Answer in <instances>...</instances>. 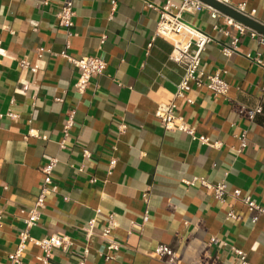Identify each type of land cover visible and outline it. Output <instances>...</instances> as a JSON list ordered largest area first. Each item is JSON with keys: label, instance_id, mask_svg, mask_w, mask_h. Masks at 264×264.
<instances>
[{"label": "crops", "instance_id": "0c3cea01", "mask_svg": "<svg viewBox=\"0 0 264 264\" xmlns=\"http://www.w3.org/2000/svg\"><path fill=\"white\" fill-rule=\"evenodd\" d=\"M64 1L0 0V264L17 246L52 157L59 159L56 192L47 196L31 234L67 236L71 245L54 249L47 264H243L233 247L246 253L245 264H264V215L254 221L255 212L231 194L221 202L203 185L186 183L225 180L229 193L240 190L264 205V116L251 121L237 111L260 102L264 68L248 54L264 47L245 34L239 51L226 56V32L238 30L207 8L183 13L185 22L212 36L202 55L205 71H226L230 84L218 95L192 85L186 98L176 99L177 114L206 143L167 130L155 115L159 103L175 99L185 74L171 57V42L156 36L167 0H73L69 53L107 62L84 94L75 88L78 68L48 51L38 54L40 47L65 48L67 32L58 19ZM229 1L246 4L247 14L264 23V0ZM22 60L38 72L23 68ZM73 109L75 123L62 148ZM231 208L240 219L227 218ZM110 214L117 226L105 236ZM212 237L219 243L211 245ZM111 239L118 249L109 248ZM42 255L30 245L23 264H45Z\"/></svg>", "mask_w": 264, "mask_h": 264}, {"label": "built area", "instance_id": "2783aa9c", "mask_svg": "<svg viewBox=\"0 0 264 264\" xmlns=\"http://www.w3.org/2000/svg\"><path fill=\"white\" fill-rule=\"evenodd\" d=\"M227 5L233 6L235 9L244 13L246 15V4L242 3L238 6H234L230 3L229 0H219ZM49 0H45L47 4ZM150 6H152L150 4ZM209 9L212 12L213 17L224 18L225 22L239 32L238 35H230L227 31L226 34L231 37L230 41L222 47V52L226 56H231L234 53L239 51V43L242 35L249 34L253 39H257L259 44L264 47V34L259 33L258 31L242 24L241 22L233 19L232 17L225 15L213 8L210 5L205 4L200 0H181L179 4L175 0H167L165 5L160 10V21L156 31V36L165 38L171 42L173 50L171 52V57L181 62L185 67V74L179 83L177 90L175 92V99L169 102H161L158 104V107L155 111V115L160 119L163 126L167 130H182L190 134L193 138H199L203 142L209 143V139L206 136H196L195 128L190 126L185 118L177 114V104L176 99L186 98V93L192 89V85L197 87H207L212 90L216 95L226 94L229 90L230 84L224 78V70H218L215 73H207L203 67V52L206 50V46L212 41V36L206 32H203L193 25L185 22L183 20V13L185 12H196L203 9ZM76 15L74 9L73 0H65L58 12L59 24L65 28L67 32V40L65 48L56 53L50 49L40 47L38 49L39 56H42V53L48 51L53 56H61L65 58L68 62L74 65L79 70V76L77 82L75 83V88L78 93L84 94L91 80L103 73L107 66V62L97 56V55H84V56H74L69 53L70 48L72 47V38L75 36L73 32L74 27V17ZM249 16V15H248ZM219 28L218 25L214 26ZM106 36H103L101 42L104 43ZM248 57L257 63L258 65L264 68V50L257 52L255 55L248 54ZM23 68H29L32 72H38L39 66H31L26 60L20 62ZM260 102L253 107L240 105L237 108V111L240 116L246 117L247 119L254 121L258 115L263 114V102H264V86L261 88ZM189 102H193L192 98H187ZM75 114L76 111L70 110L67 114V119L64 125V139L61 142V147H65L66 140L73 128L75 123ZM9 115L12 118L17 117V114L9 112ZM3 117V114L0 113V118ZM33 135V134H31ZM44 139H47V136H41ZM242 148L246 146L245 136L240 137ZM91 152L89 150L84 151V156L89 157ZM59 159L57 157L50 158L49 162L42 168L44 172V183L41 194H39L32 207L29 208L27 215L24 217L23 222L25 227L19 232V238L17 246L15 249L9 253L7 264H23V259L27 252V249L30 245L39 247L43 251V255L39 257V260L43 263H49V260L56 248L67 249L71 245L67 236H61L53 234L51 236H46L42 238L35 237L31 234V229L37 226L42 209L45 207L46 198L48 195L56 192V187L52 186L55 171L58 165ZM116 164V159L112 160L111 165ZM186 183L195 185L197 183L203 185L208 190H211L216 199L221 202H224L229 194L233 198L239 199L247 207L249 211H254L255 216L253 220L256 221L261 215H264V205L260 204L256 199L251 196L242 197L240 190H234L232 193H229L228 185L225 180H222L217 183L208 181L206 178L194 177L191 180H187ZM2 213L0 211V217ZM227 218L229 219H240V214L234 212L231 208L227 213ZM145 221L148 220V215H145ZM94 220L91 222V226L87 229V232H91ZM109 225L104 230V235L107 236L111 232V229L117 226V221L114 214L109 216ZM219 243V240L216 237H212L210 244ZM120 243L115 240H110V249H118ZM235 254L239 259L245 264L246 253L239 249L233 247ZM204 263V260H203ZM202 263V264H203ZM80 264H84L82 261Z\"/></svg>", "mask_w": 264, "mask_h": 264}, {"label": "water", "instance_id": "95a60500", "mask_svg": "<svg viewBox=\"0 0 264 264\" xmlns=\"http://www.w3.org/2000/svg\"><path fill=\"white\" fill-rule=\"evenodd\" d=\"M207 5L212 6L221 13L232 17L233 19L241 22L242 24L258 31L259 33L264 34V23L259 22L258 20L251 18L250 16L241 13L233 6L227 5L219 0H200Z\"/></svg>", "mask_w": 264, "mask_h": 264}, {"label": "trees", "instance_id": "16d2710c", "mask_svg": "<svg viewBox=\"0 0 264 264\" xmlns=\"http://www.w3.org/2000/svg\"><path fill=\"white\" fill-rule=\"evenodd\" d=\"M263 116H264V102H263Z\"/></svg>", "mask_w": 264, "mask_h": 264}]
</instances>
